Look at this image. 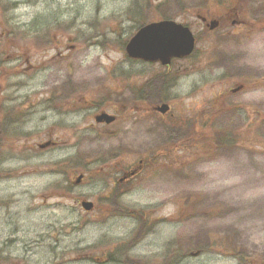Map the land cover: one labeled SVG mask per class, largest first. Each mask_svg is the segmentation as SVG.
<instances>
[{
  "label": "rangeland",
  "instance_id": "374dc122",
  "mask_svg": "<svg viewBox=\"0 0 264 264\" xmlns=\"http://www.w3.org/2000/svg\"><path fill=\"white\" fill-rule=\"evenodd\" d=\"M156 1L0 0V264H123L105 260L106 252L125 260L123 244L140 238L141 227L133 215L109 216L116 190L125 211L151 209L159 222L127 252L137 261L239 264L220 252L236 246L264 260V152L199 156L196 144L154 165L167 132L132 90L173 76L166 102L186 131L220 93L247 109L223 113L219 125L242 126L251 106L264 115V78L256 81L264 76V31L230 25L242 21L246 0L230 11L218 0ZM247 9L252 19L264 16V0ZM196 11L221 22L190 57L167 68L126 56L131 36L160 14L197 33ZM102 112L117 120L96 123ZM187 132L199 140V128ZM83 200L94 210L84 211Z\"/></svg>",
  "mask_w": 264,
  "mask_h": 264
},
{
  "label": "trees",
  "instance_id": "16d2710c",
  "mask_svg": "<svg viewBox=\"0 0 264 264\" xmlns=\"http://www.w3.org/2000/svg\"><path fill=\"white\" fill-rule=\"evenodd\" d=\"M232 3H230L229 0H218V5L225 8L227 11L231 10V7L234 6V3H236V0H231ZM253 0H246L243 6L245 7V13H241L242 21H237L235 23V26H239L243 29L245 32H252L254 26L256 27L257 31H264V16L257 17L252 19L250 17V11L246 8L250 6V2ZM214 3V2H213ZM234 11V10H233ZM203 37L199 35V40H202ZM196 52V51H195ZM194 52V53H195ZM168 68V67H167ZM126 80L130 78V75H127L124 73L123 75ZM264 76L260 79H257L256 81H262ZM159 87L151 86L149 85L143 86V88H140V90L136 91L134 87H132V90L134 92V98L135 102H138V106L142 108V110H146L148 113L149 111L154 112L155 116L157 113L153 110V108L162 103L166 102L167 100H170V98L167 97L168 88L171 86L169 85L170 82L173 80L174 77L171 78L167 75H161V78H159ZM254 81H251L253 83ZM162 85V86H161ZM148 89L149 92L146 90ZM162 95V97H161ZM161 97V98H158ZM148 107L149 109L145 108ZM210 109L205 110L202 114L199 115V124L196 122L188 127V130L195 131L197 128H199V140L192 139L193 134L186 131V127L183 125V120L175 119L174 115H168L164 116L162 118H159L158 116H153L152 118H155L159 123L162 124L163 128L167 132V141L160 147V149H157L155 157H152V163L154 165H167V158L173 157L175 154H182L180 151L185 152L188 151V148L191 146H196V144H199V156L207 155L209 153H215L221 150H230V149H244L250 152H264V115L260 114V112L253 109L251 106L250 109L246 110L248 116L247 122L242 124V126L238 127H227V126H220L219 125V117L228 111L232 110H244L246 106H241L239 104H234L222 96V94H218ZM247 109V108H246ZM8 114L15 115V112H9ZM18 114L15 115V119L17 118ZM150 115H147L149 117ZM151 117V116H150ZM168 117V119H167ZM5 135V130L2 131ZM196 132L194 133V135ZM192 140V141H191ZM199 142V143H198ZM173 159V158H172ZM176 159V158H175ZM170 164L172 166H175L177 164H180L179 160H170ZM124 171V170H123ZM71 186L67 189L70 190ZM115 188V187H114ZM117 191V190H116ZM116 191L114 193V196L111 198H107L109 203V216L110 215H121L124 216L126 214L133 215L137 217L138 220V227L137 229L141 227V233L140 238H131L126 245L123 244V249L126 252V255L123 261L116 256L113 255L111 252H106L105 260H108V262H114L119 261L123 264H145L141 261H137L136 259H133L131 255H129L127 252L132 249L134 246H136L142 238H144L148 232H150L155 225H157L159 222L158 220L151 219L150 216L152 214L151 209H147L144 211L134 209L133 212H127L125 209L122 208V205L120 204V201L118 200V197L120 194H116ZM112 194V193H110ZM192 200H188L187 203L190 204ZM203 214L208 215H214L216 216V209H206L203 211ZM218 242H222V240H219ZM225 245H229L226 243ZM217 248H221V246H216ZM211 250L210 248H208ZM202 250V249H201ZM204 251V250H203ZM221 253L225 254L228 257H234L237 258L241 264H264V260H255L247 256L240 247H237L233 251L227 252L224 248H222ZM176 254L172 255V257H175ZM104 258V256H103ZM93 261L95 259H92ZM96 260H99V262L102 261V257H98ZM95 260V261H96ZM168 264V261L166 262ZM170 264V262H169ZM172 264V263H171Z\"/></svg>",
  "mask_w": 264,
  "mask_h": 264
},
{
  "label": "water",
  "instance_id": "95a60500",
  "mask_svg": "<svg viewBox=\"0 0 264 264\" xmlns=\"http://www.w3.org/2000/svg\"><path fill=\"white\" fill-rule=\"evenodd\" d=\"M217 26L218 20H212L210 29H215ZM195 45L196 38L187 26L173 20H160L139 29L127 43L126 54L132 59H140L151 63L158 62L163 66H168L174 58L182 59L190 56L195 49ZM241 88L238 87L233 91L236 92ZM155 109L161 114H166L170 110V106L168 103H162L156 106ZM115 119L114 115L107 112H102L95 117L97 123L111 124ZM50 144L51 142L44 143L41 148H45ZM134 173L132 171L126 177L132 176ZM81 179L82 175L79 176L77 183ZM81 205L86 211H91L94 208L93 202L87 200H83ZM198 253L193 254L197 255Z\"/></svg>",
  "mask_w": 264,
  "mask_h": 264
},
{
  "label": "flooded vegetation",
  "instance_id": "af4514ba",
  "mask_svg": "<svg viewBox=\"0 0 264 264\" xmlns=\"http://www.w3.org/2000/svg\"><path fill=\"white\" fill-rule=\"evenodd\" d=\"M156 2H157V4H159L160 1L157 0ZM178 4L179 5L181 4L180 0L178 1ZM197 8H199V7H197ZM155 12L156 11H155L154 5L150 4V6L147 7V9L145 10L144 13L148 14V16L150 18L151 16L156 15ZM196 12H197L196 13V17L198 18V20H200L199 23L202 24L201 25V28H200V31H199V28H198V32L197 33H195L194 27L190 23H188V22L185 23V22L179 21L175 16L166 17V15L164 16V15L160 14L161 18L160 19H157V20L170 19V20H175L176 22L182 23L185 26H187V27L190 28V30L194 34L195 38L198 40L199 39V35L206 36V35H209L210 33L214 32L220 26L221 20H218L219 23H218L217 28L214 29V30H211L210 29L211 20H213L215 18H213L212 16H210L208 14L199 13V11H196ZM157 20L156 19H153V20H151L149 22L157 21ZM149 22H147V23H149ZM147 23H145L144 26ZM230 25H232L234 27L235 26V21L234 20H231Z\"/></svg>",
  "mask_w": 264,
  "mask_h": 264
}]
</instances>
